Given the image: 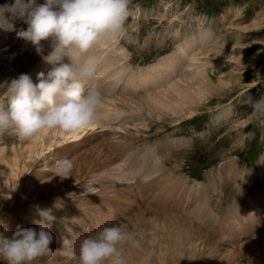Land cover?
I'll return each mask as SVG.
<instances>
[{
  "label": "rangeland",
  "instance_id": "374dc122",
  "mask_svg": "<svg viewBox=\"0 0 264 264\" xmlns=\"http://www.w3.org/2000/svg\"><path fill=\"white\" fill-rule=\"evenodd\" d=\"M133 1H134V6L130 7L129 5L131 9V13L129 18L125 22V26H124L125 31L122 35H119L120 42L124 44V46L127 47L128 50L130 51L129 54L125 55L127 56V58L124 61H122V67L121 66H119L120 68L116 67L118 64L115 63L116 64L115 65L114 63H112L109 66V68H105V66L103 65V61L105 60L104 55L97 46L100 38L95 42V44L92 46L91 49H89L87 52H84L83 60H86L89 57H91L94 60L95 72L93 74L92 80H99V79L102 80L101 82L97 83L96 86L100 84V89H102L107 83L110 82L109 78L111 79V82L109 84L118 82L116 87H114V85L112 84L113 86L110 91V93L112 92L111 93L112 95L108 93V96H112V98L108 99L109 101L101 100V102L97 105L98 115L103 116L105 113V115L107 116V114H109V116H111L113 119L108 117L105 121L106 124L112 123L113 126H107L106 128L105 126L102 128L99 125L96 126V128L92 131L96 132L97 138H91L90 134L92 131L89 130L80 134V136L78 137H68L67 138L68 140H65L62 143L48 147L41 154V157L48 156L47 158V160H49V163H47L49 164L48 166H51L52 164L56 163L58 160L62 158L65 157L69 158L73 163L72 170H75L77 167H80L82 169V173L89 174L92 171H94V169L95 170L99 169V166L98 165L94 166L93 163L96 158V155L99 153V149L103 148L104 150H107L114 158V160H117V158L119 159V163L122 161L123 157H126V155L128 157L129 153H132L131 158L132 156H134L132 162L134 163L133 164L134 166L137 165L139 160H140L139 162L142 163V159H144L143 154L146 153L145 151L146 149H148V147L154 149L159 161L161 159L163 161L164 167L162 168V170H160V172L158 173H155L153 175L154 177L152 176V178L147 179V182L143 183V186L140 185V182L137 180V178L142 179L140 178L139 174L138 175L136 174V176L135 174L133 175V177L135 178L137 177L136 182H135V178H132L131 180L128 181H123V182L120 181L121 183L117 182L119 184L118 187L114 186L113 188L114 189L123 188L122 190H125L126 194L131 191L130 190L128 192V190L131 188H133L131 192L132 193L134 192L136 196L142 192L140 194V197L139 195L135 197L134 193L131 195L132 199L134 198L133 201L137 200L134 203L133 202L127 203L126 201L124 200L122 201V199L119 198L120 194H123L125 196V192L119 191L117 192V194H115L114 192H116V190L111 189L110 192L108 193H101V195L105 194L108 196V198H112V204L110 205L113 206H109V208L112 209L114 213L112 215L103 211L102 215L106 219L102 218V223H100L99 226L101 225L111 226L113 224H118L122 226L123 229L126 230V231L124 230V232L133 231L131 232L132 235L140 241L139 247L133 246L132 244H130L131 243L130 241H128V244H126L127 240H125L126 242L123 241L117 245L118 249L121 252L125 250L126 246L129 247L130 245H132L131 248H128V250H126L127 253L125 257L127 259L128 264H136L137 262L143 260L144 258L148 259L151 251L150 243L155 241L154 244L158 246L159 241L162 239L165 240L164 244H167V248L170 247V251H171L170 256H171V261L173 263H170L168 261L167 264H221L222 259L224 258L223 254L225 253L224 251L226 249L229 250V248L231 247H236L238 249L239 245H245V244L248 245L253 238L254 239L257 238L254 236L256 234H252V233L260 227L259 222L255 221L254 217L251 216V214L254 213L255 211H258L259 207L264 202V197H261L264 195V175H263L264 173L262 174V176H259L260 173L256 172L255 177L257 176L258 177L256 178L255 183L252 184V188H249V190L246 189L245 191H244L245 188H243L244 180L240 178L239 175H237L236 173L240 174L238 171L239 167H242L243 171L246 172V168H249L248 166H251L250 169L260 168V165L264 166V115H258L253 108V101L259 100L260 98L264 97V29L258 30L250 26L252 20L260 12H261L260 14H262L263 16V17L261 16V19L264 20V0H179V1L178 0H168V1L167 0H163V1L133 0ZM165 2H169L172 8L167 10L166 9L167 6ZM175 3L176 6L174 5ZM231 8L236 9V11L233 10L230 16L227 14V11L231 10ZM158 9L159 11H157ZM135 11L136 14L133 13ZM152 11L153 14H151ZM138 12L140 13L138 14ZM236 12H239L238 16L235 15ZM174 18L176 22L174 21ZM237 18L245 20V22L242 24L248 23L247 25L248 28L243 30L244 34L242 36H239L237 34L238 33L237 29L233 28L235 27L234 23H235V19ZM200 19L203 21H201ZM211 22H213V25ZM199 26H204V27L213 26L214 30H216L217 28L216 30L218 31L217 36L219 35V37L225 32H226L225 35L223 34L222 36L223 37L229 36L227 34V31L229 30V28H231L230 34L232 35L231 36L232 40L228 42L229 39L228 38L225 39L226 42L228 43L231 42L229 45L231 47L230 48L231 57L226 59L224 58L226 61H221L219 56H216V59L214 58L212 62V67L217 68V70H220L218 74L219 77H224L226 81L227 79L232 78L233 79L232 82H229L227 84L224 83L223 84L224 86L220 88H215L216 91L215 93L209 92L208 96L200 97V99H198L199 101H197L196 99L190 100L191 102L195 103L194 105H192L193 109L195 110L193 112H189L191 116L183 111L181 112L187 114L186 116L183 113L181 114V112L173 113L172 111H168L166 115H170L171 117H168L166 115L165 118H161L158 116L152 117V115L150 116V114L147 111H142L143 113H141V111L139 112H134L133 110L130 111L126 109V107L123 106V104L120 103L118 104L117 103L118 101H114V99L117 97L121 98V97H129L133 95L134 96L138 95L140 97L144 95V93L145 94H147V92L149 93V90L151 91V93L157 91L158 88H156V86H151L147 84L146 85L144 84L141 87L139 86L140 88H135L131 85H126V80L127 78L130 77L132 72L134 76L136 75V72L138 75V72L141 69V67H148L151 63L158 61V59L161 56L165 54H169L172 51L176 50V47L178 46V42L180 41L179 39H184L183 36H179V35L180 34L183 35L187 33L185 31L192 30L191 28H199ZM25 27L27 28V26ZM221 31L223 32L221 33ZM18 38L19 40L16 41L11 37L13 43L19 42L21 37L18 36ZM9 39H10L9 36H7V40ZM174 40H176V43ZM255 41H260V42L256 44L254 43ZM42 43H44L49 47L46 41H42ZM2 52L3 55L1 56L2 58L4 57L3 59L6 61L13 57L8 55L9 46L1 47L0 54H2ZM77 52L78 51L74 52V54ZM99 55L101 56L98 57ZM192 55L193 54H191V57H194L197 54L193 56ZM201 56L202 57L204 56L205 58V55H201ZM78 57H80V54L77 56H73L74 63H76V59ZM234 57H236V59ZM207 58H209L208 55ZM252 58H254L255 60L254 61L255 64L252 65L253 67L251 65L244 66V64H247V60H250ZM190 59L192 63L202 62L201 61L202 59L201 60H196L195 58H190ZM65 62H70V58L65 57ZM97 68L99 70V73L96 72ZM117 70L118 73L122 70L124 71L123 73L121 72L120 75L116 76L118 74L117 73L114 76V78H112L110 73L112 72L115 73ZM214 76L216 78L215 74H213L212 77ZM123 85L124 87L122 88L121 86ZM118 86H120V88H118ZM131 87L134 90H132ZM116 88L117 90L119 89L118 91H120V94L123 96H120ZM137 89H139L140 91ZM115 95L116 97L114 98ZM163 96L167 101H174L178 97V93L169 92ZM230 108L232 113L230 114L229 117H227L228 119L224 117H220L221 120H219L217 117L218 114L221 115L224 110ZM145 114H148L147 116H149L150 119H148V117H146ZM114 118H118V119L114 120ZM169 118L170 120H172L171 123ZM146 121H147L146 123L147 125L145 124ZM234 121L236 123L237 121L239 122L236 124ZM49 131H52V129ZM164 134L165 136H163ZM6 135L7 136L5 137L4 141L12 140L11 142L14 143V145L19 144V142H21L23 145L28 144L29 139L20 141V139L13 132H7ZM180 138H184V140L180 141V146L178 147L177 139ZM94 141H104V143L102 144L101 148L99 146L95 149ZM0 142H1V147H3L4 145H10V146L13 145L11 142H7L6 144H4V142L2 141ZM119 145H123V146L117 147ZM112 146H115L117 148L116 149L115 147L111 148ZM133 146L134 149H132ZM127 147H129L128 151H127ZM120 149L122 150V152L125 150L123 152L124 154L122 157H118V153L119 154L122 153ZM115 150L118 151L116 152ZM257 153H259L258 157H254ZM41 157L34 160L28 171L19 178L18 187L16 189V193L14 194L16 201H18L19 196L23 194L25 189L31 187L30 190H32L33 192L36 188L38 187L43 188L46 183L54 180L55 173L52 171L53 168L49 167L46 170H43L41 168L43 167L44 164L42 163V160H39ZM129 161L130 160H127V163H131V161L130 162ZM144 161L146 162L148 161V163L145 164ZM144 161H143L144 165H148L151 162V161L149 162V159ZM79 162L81 163L79 164ZM225 165L228 167L229 171L225 175H222L221 168L222 166ZM230 169H232L233 171L232 170L230 171ZM107 171L100 170L93 172L91 182L93 184H98V185L112 184L111 178L106 177ZM233 172L236 173L234 174ZM231 173H233L235 176ZM194 176H199V177H194ZM236 176L239 177V180L238 177ZM132 180L134 183L128 185V183L132 182ZM157 182H159L158 184H161L160 185L161 187L159 186L160 189L157 186L158 184L156 185L157 187L155 186ZM181 182L182 185H180ZM81 183L82 182H77L76 184H72L69 187L72 190L77 189ZM122 183H127V184L124 185ZM211 183L213 184L214 188L211 187L212 185ZM239 184L241 186H239ZM138 186L139 187L142 186L141 188L143 190L141 191V188H139ZM201 187L203 188V190H201L202 189ZM204 187L206 188L204 189ZM106 189H108V187H106ZM155 189L157 191L159 190V194L158 192H156ZM182 189H183V193L185 192H189V193L183 194ZM139 190L141 192H139ZM244 193L248 195H244ZM162 195L164 197H162ZM202 195L205 196V199H207L208 196L207 200L209 201V207L203 213V215H201L198 210L199 207L201 206L202 201H206L203 200L204 199L203 197L201 199ZM155 196L158 197L156 198ZM49 197H52V194H47L45 196V198H49ZM159 197L160 200L158 199ZM182 197L185 198V201H183L184 203L183 202L181 203L180 201V198ZM23 199H26V197H24ZM163 199H164V204H166V206L164 204L163 206L162 204L161 206L159 205L161 202L163 203ZM165 199L167 203L165 202ZM123 202H125L126 205ZM157 202L160 203L158 204ZM186 202L188 205H186ZM198 202L200 203V205ZM143 203H145L146 206ZM194 204L196 205V210L194 209L195 208ZM138 205L139 207L141 206L142 208L145 207L147 208L148 206L149 209L148 208L147 209L149 211L150 209H152V211L158 212L157 214L159 215H163L164 213L163 216H171L174 210L175 211L173 212L172 216L174 215L177 216L178 213L182 212L184 215L181 213L180 217H184L186 215V218L190 220L193 217L192 221L195 220L194 222L204 225V227L208 229V231L211 230V232H213V234L215 235H220L221 232L224 237H225L224 233L230 235L227 238L230 239L232 238L233 242H227L226 240H221V241L211 242L210 244L207 243L205 245L198 244L196 246H192L186 243L183 239L180 240V237L173 236L177 233H180L179 223L174 225V229L170 233L172 235L170 234L164 235L165 233L170 232L169 231L170 228L168 227L167 229V227L163 225V223L166 222V220L162 218L159 219V217H156L155 219L157 220V222L158 221L162 222L160 223L161 226L153 225L152 227L149 221H147L146 223L147 226H143L141 229L139 228L140 227L139 225L136 226L139 229H137L135 226L134 228L128 227L129 228L128 229L126 228V224L127 225L133 224L135 221H132L131 218L135 216L134 214L138 213L139 209H142L139 208ZM190 205H193L192 209L194 210L192 209L189 210ZM15 206L16 205H14V208ZM19 207H26V205L22 204ZM184 207L185 208L188 207V208L183 209ZM5 208H7L6 205H4L0 209V214L2 212H4L7 215H12V213H14L13 216L15 215L17 216V214H20V216L18 215L16 217V220L22 219L23 216L28 217V215L25 216L26 214L17 212V209L19 208H17L16 210H14L11 207H9L6 210ZM157 209L159 210L157 211ZM250 210L252 213H250ZM194 211L195 212L197 211L196 212L197 215L194 214L195 217L193 215V213H195ZM133 212L135 213L133 214ZM166 213H170V215H167ZM31 214H33V212H31ZM74 216L78 218L77 215ZM170 221H174V219H171ZM176 221L179 222L180 219H176ZM172 224H175V222H173ZM162 227L164 228V230ZM61 228L64 234H62L61 237L57 239H60L62 243L65 241L64 243L68 245L74 244L70 247V249L76 250V252H65L66 251L65 248L52 246L51 247L52 253L50 254L52 256H50L49 258L50 263L77 264V259L68 255V253L78 254L80 243L82 240L74 241V234L72 230L71 229L67 230V228H65L64 223L61 224ZM133 229L134 230L136 229L137 232H135ZM140 231L142 233H140ZM80 232L83 233L85 237L86 234L92 235L95 232H97V226H94L93 228H89L88 226L85 229L80 230ZM173 237L175 239H173ZM257 240L258 239L254 241ZM259 242L262 241L260 240ZM174 250L176 254H172ZM254 251H255V256L252 258L241 248L238 249L239 254L235 259L236 264H245L242 262V260H244L246 264H264V251H257L255 249ZM128 255H130L131 258H128ZM256 256H258L257 259H255ZM161 263H164L163 259L160 262V264ZM104 264H108V261L106 260Z\"/></svg>",
  "mask_w": 264,
  "mask_h": 264
},
{
  "label": "bare ground",
  "instance_id": "6f19581e",
  "mask_svg": "<svg viewBox=\"0 0 264 264\" xmlns=\"http://www.w3.org/2000/svg\"><path fill=\"white\" fill-rule=\"evenodd\" d=\"M13 1L14 0H0V4H4L6 2H13ZM41 2H42V0H41ZM165 4L167 6V8L165 7L167 10L172 8L171 4L169 2H165ZM174 5L176 6V3ZM133 6H134V1L131 0L130 7H133ZM233 10L236 11V9L231 8V10L227 11V14L230 15ZM157 11H159V9ZM133 13L136 14V11ZM139 13L140 12H138V14ZM190 13H191V11H190ZM260 13H258L255 16V18L252 20V23L250 26L254 27L258 30H263L264 29V20L261 19L262 14H260ZM151 14H153V11ZM232 15H233V13H232ZM235 15L238 16L239 12H236ZM226 20H227V18H226ZM174 21H175V18H174ZM201 21H203V20H201ZM224 22H222V23H224ZM244 22H245L244 19L237 18V19H235L236 24L234 23L235 27L231 26V27L237 29V32H238L237 34L239 36H242L244 34L243 30L248 28V26H247L248 23L242 24ZM14 23H15V29L14 30L4 31V30L0 29V50H1V47H8L9 46V54L8 55L13 56L11 59L6 61L3 59L4 57L2 58V56H1V55H3L4 51L2 52V54H0V61H1V63H0V98H2L3 96L6 95V84L11 78L18 77L19 74H21V73H28L33 78V81L36 82L38 72L43 71L46 73L52 67V65L48 64L46 61L43 60L42 54L37 52L35 45H33L30 41H27L23 37H21L19 42L13 43L11 37L13 39H15L16 41H18L19 38H18L17 32L20 30L26 29L25 26H27V24L23 20H20V19H17ZM211 23L213 25V22H211ZM216 24H217V22H216ZM231 24H233V23H231ZM182 28H183V26H182ZM191 29L192 30L185 31L187 33H185L183 35H181L179 33L180 34L179 36H183L184 39H179L180 41L178 42V46L176 47V50L172 51L169 54H165V55L161 56L158 59V61L151 63L149 66L146 65L148 67H141V69L139 68L140 70L138 72V75L136 72V75L134 76L132 74L133 73L132 72L130 77L127 78V80H126V85H131L135 88H140L142 85L147 84V85H151V86H156V88H158L157 91H154L151 93V91L149 90V93L148 92H147V94L144 93V95H142L140 97L138 95L134 96L132 94L133 96L115 98L116 97V95H115L114 98L116 100L114 99V101H118L117 102L118 104L119 103L123 104V106H125L126 109H128L130 111H132V110L134 112L141 111V113H143L142 111H147L150 114V116L152 115V117L158 116L161 118H165V115L167 114L168 111H172L173 113H178V112L183 111L187 114H189V112H193L195 109H193L192 105H194L195 103L191 102L190 100L196 99L197 101H199L198 99H200V97L208 96L209 92L215 93L216 92L215 88H220V87L224 86L223 85L224 83L227 84L229 82H232L233 81L232 78L227 79V81H226V79H224V77H219L218 74H219L220 70H217V68L212 67V62H213L214 58L216 59V56H219L221 61H226L225 60L226 58L231 57V55H230V48L231 47L229 46L231 42L228 43L230 40H232V37H231L232 35L230 34L231 28H229V30L227 29L228 30L227 34L229 36H224V37L222 35L223 34L225 35L226 32L223 33L222 35H220V37H219V35L217 36V34H218L217 33L218 31H216L217 28H216V30H214L213 26L212 27L211 26H207V27L199 26V28H191ZM176 30H177V28H176ZM222 32L223 31H221V33ZM6 35L9 36V38H10L9 40H7ZM226 38L229 39L228 42L225 41ZM212 40H214V41H212ZM174 41L176 43V40H174ZM258 42H260V41H255L254 43L257 44ZM97 46L102 51V53L104 55L105 60L103 61V65L105 66V68H109V66L112 63H114V64L117 63L118 65L116 67H119V66L122 67V61H124L127 58V56H125V55L130 53L128 48L125 47L124 44H122L120 42L119 36L112 37L110 39L105 38V37H101ZM5 50H6V48H5ZM48 51H49V47L47 45H45L44 50H43V54H47ZM198 52H199V54H198ZM7 53H8V51H7ZM191 54H193V55L197 54V55H195L194 57H191ZM200 54L205 55V58H204V56L202 57ZM101 55H99L98 57H100ZM207 55L209 58H207ZM9 56H7V57H9ZM89 58H91V57H89ZM190 58H195L196 60L202 59L201 60L202 62H200V63L193 62L192 63ZM234 58L236 59V57H234ZM254 61H255L254 58L247 60V64H244V66H247V65L252 66L255 64ZM92 62L94 63L93 59H92ZM123 71L124 70L120 71L119 73H118V70L115 73L112 72V73H110L111 77L114 78V76L117 73L118 74L116 76L120 75L121 72L123 73ZM213 74L216 75V78H215V76L212 77ZM109 81L111 82L110 78H109ZM92 82L96 86V84L99 83L100 81L92 80ZM109 83H107L102 89L98 90L100 92L101 100L109 101L108 99L112 98V96H108V93H110L113 85H114V87H116L118 82L112 83L113 85L109 84ZM124 85L121 87L123 88ZM118 88H120V86H118ZM127 88H128V86H127ZM131 89H132V87H131ZM240 89H241V87H240ZM116 90H117V88H116ZM132 90H134V89H132ZM137 90H139V89H137ZM152 91H153V89H152ZM169 92L178 93V97L174 101H167L163 95H165ZM118 93L120 94V91H118ZM120 96H123V95L120 94ZM228 99H230V98H228ZM231 102H232V100H231ZM226 108H227V106H226ZM183 112H181V114ZM185 113H183V114L186 116L187 114H185ZM231 113H232L231 108L226 109L222 112L221 115L218 114L217 117L219 120H221L220 117H224V118L228 119L227 117H229ZM145 115H146V117H148V119H150V117L147 116L148 114H145ZM166 116L171 117L170 115H166ZM180 116H179V118H180ZM108 117L112 118L111 116H109V114H107V116H106L105 113L103 116L97 115V118L90 125H88L84 129L78 130L76 132H64V131H61L58 129H52V131H49V129L40 130L35 135H33L31 138H29L27 145H23L21 142H19V144L14 145V143L11 142L12 140L11 141H4L5 137L7 136L6 133L12 132L11 130L0 134V141L4 142V144H6L7 142H11L13 144V145L11 144L12 146L4 145L3 147H1V142H0V209L4 205H6L7 208H5V210L8 209L9 207L13 208L14 210L19 208V209H17V212L22 213V214H26L25 216L28 215V217L23 216L24 218L22 217V219L16 220V217L18 215L20 216V214H17V216L16 215L13 216L14 213H12V215H7L4 212H2L0 214V231H3L4 233L6 232L5 235L11 236L12 233L16 230V228L18 226H21V227L31 226V227H35V228L39 229V225L36 224L35 221H37L38 219H43V218L39 215L38 209L50 208L52 211V214L55 216V219L50 222L51 223L50 231L53 234V240L51 241V243L49 245L50 248L52 246H57V247L65 248L66 249L65 252H76V250L70 249V247L74 244L68 245L64 242L62 243L60 241V239H57V238H60L62 234H64V232L61 228L62 223L65 224V228H67V230L68 229L72 230V232L74 234V241H81L83 239V237H85V235L83 233H81L80 230H83L88 226H89V228H93L94 226L98 227L99 224L102 223V218L106 219L102 215L103 211L106 213L112 214V215L114 213L113 210L109 208V206H113V205H110V204H112V198H108V196L105 194L101 195V193H108V192H110L111 189L116 190V192H114L115 194H117V192H119V191L125 192V190H122L123 188L114 189L113 187L114 186L118 187L119 184L117 182L128 181V180H131L132 178H135V177H133L134 174H135V176H136V174L140 175V178H142V179H138L137 177L136 178L140 182V185L143 186V183L147 182V179L152 178V176L155 173H158V172H160V170H162V168L164 167L163 161H162V159L159 161L154 149H152V148L148 147V149H146V151H145L146 153H144V152H143L144 154L142 153L144 159H142V163H140L139 162L140 160L137 159V160H139L138 161L139 164L137 163L136 166H134L133 165L134 163H132L133 157H134V156H132V158H131L132 153H129L128 157L126 155L127 158L123 157L122 161L120 160L121 162L119 163L118 158H117V160H114V158L111 156V154L107 150H104L102 148V149H99V153L96 155V158L93 162L94 166H96V165L99 166V169H96V170L94 169V171H92L91 173L88 174V173H82V169L80 167H77L75 170H72V175H70L67 178L61 179L59 176H55L54 180L46 183L43 188L38 187L33 192H32V190H30L31 187L28 189H25L23 194L19 196L18 201H16L14 194L16 193V189L18 187L19 178L28 171V169L32 165L33 161L38 159L39 157H41V154L48 147H51L55 144L62 143L65 140H68L67 139L68 137H78V136H80V134L84 133L87 130L92 131L98 125L101 128L104 126H105V128L107 126H113V124L111 122H110L111 124H106L105 120ZM182 117H184V116H182ZM179 118H178V120H179ZM112 119H111V121H112ZM115 119H118V118H114V120ZM169 120H170V118H169ZM171 122H172V120H170V123ZM238 122L239 121H237V123ZM146 123H147V121L145 122V124ZM234 127H235V125H234ZM166 135H167V133H166ZM163 136H165V134ZM90 137L91 138H97L96 132L92 131L90 134ZM182 140H184V138L177 139V142H178L177 146L178 147L180 146V141H182ZM20 141H22V140H20ZM94 142H95V144H94L95 149L99 146L101 148L102 144L104 143V141H94ZM114 145H115V143H114ZM122 146L123 145H119L117 147H122ZM114 147L115 146H112L111 148H114ZM117 147H115V149ZM128 148L129 147H127V151L129 150ZM132 149H134V146ZM120 150H119V152H120ZM121 152H122V150H121ZM123 152L121 154L118 153V157H122L124 154ZM47 158H48V156H46V157L43 156L39 159V160H42V163H44L43 167H41L43 170H46L49 167L50 168L55 167L56 163L52 164L51 166H48L49 164H47V163H49V160H47ZM148 159H149V162L151 161L150 164L144 165L143 161L148 160ZM127 160H130L131 163H127ZM135 161H136V159H135ZM144 162H145V164L148 163V161L147 162L144 161ZM80 163L81 162H79V164ZM248 167L249 168H246V172L243 171L242 167H239V170H238L240 174L235 172L237 175H239L240 178H242L244 180V186H243V188H245L244 191L246 189L249 190V188H252V184L255 183V180L258 177V176L255 177L256 172L260 173V174L258 173L259 176H262V174L264 173V166H262V165H260V168L250 169L251 166H248ZM100 170H105V171L108 170L106 177L111 178L112 184H110V185L99 184L98 185V184H93L91 182L93 172L100 171ZM231 170L232 169H230V171ZM228 171H229V169L226 165L222 166V168H221V174L222 175H225L226 173H228ZM233 173H231V174H233ZM236 177H238V176H236ZM239 177H238V180H239ZM136 178H135V182L137 181ZM159 180H161V179H159ZM77 182H82V183L78 186L77 189L72 190L69 186L72 184H76ZM224 182H222V183H224ZM131 183H134L133 180H132V182H129L128 185L129 184L131 185ZM158 183L159 182H157L155 184V186ZM122 184L125 185L127 183H122ZM160 185L161 184H158L157 186L159 187ZM180 185H182V182ZM229 185H230V183H229ZM142 186H140V187L138 186V187L141 188ZM224 186H225V184H224ZM239 186H241V185L239 184ZM106 187H108V189H106ZM160 187H159V189H160ZM211 187H213V184L211 185ZM205 188L206 187H204V189ZM219 188H218V190H219ZM87 189H92L93 192L88 191ZM138 189H137V192H138ZM183 189H182V193H183ZM130 190L132 191L133 188L129 189L128 192ZM142 190L143 189L141 188V191ZM201 190H203V188ZM131 191L127 194L125 192V196L123 194L119 193L120 194L119 198L122 199V201L123 200L126 201L127 203L136 202L137 200L133 201L134 198L132 199V197H131V195L134 193V192L132 193ZM141 191L139 190V192H141ZM156 192H158V194H159V190L158 191L156 190ZM188 193L189 192H185L183 194H188ZM211 193H210V195H211ZM47 194H52V197L45 198V196ZM140 194H138L139 197H140ZM160 194H161V192H160ZM202 194H204V193H202ZM248 194L244 193V195H248ZM210 195H209V197H210ZM137 196L135 194V197H137ZM24 197H26V199H23ZM155 197L157 198L158 196H155ZM162 197H164V196L162 195ZM202 197L204 198L203 200H206V201H202L201 206L198 209L201 215H203V213L209 207V201L207 200L208 196H207V199H205V196H203V195L201 196V199H202ZM158 199L160 200V197ZM201 199H199V200H201ZM56 201H59L57 203L61 204L60 207L56 206ZM152 201H151V203H152ZM156 201H155V203H156ZM180 201L182 203L183 201H185V198L184 197L180 198ZM165 202L167 203L166 199H165ZM187 202H186V205H188ZM123 203L126 205L125 202H123ZM22 204L26 205V207H19ZM143 204H145V203H143ZM161 204L163 206L164 199H163V203L161 202L159 205L161 206ZM14 205H16L15 208H14ZM164 205L166 206V204H164ZM199 205H200V203H199ZM145 206H146V204H145ZM192 206L193 205L189 206V210L192 209ZM194 206H195L194 209L196 210V205L194 204ZM131 207H132V205H131ZM138 207H139V205H138ZM182 207H183V204H182ZM139 208H142V207L140 206ZM147 208H148V206H147ZM147 208L145 207V208L139 209L137 214H134L135 212H133V214L135 216L133 218H131V220L135 221V222L131 225L126 224V228H128V227L134 228V226L136 227L137 225H139L140 226L139 228L141 229L143 226H147V224H146L147 221H149V223H150V225H152V227H153V225L161 226L160 223H162V222L161 221L157 222V220L155 219L156 217H159V219L160 218L165 219L166 222L163 221L164 222L163 225H165L167 227V229H168V227L170 228L169 229L170 232L165 233L164 235L170 234L172 232V230L174 229V225L179 223L180 224V228H179L180 233H177L173 236L180 237V240L183 239L186 243H188L192 246H196L198 244H202V245H205L207 243L210 244L211 242L221 241V240H226L227 242H233L232 238L231 239L227 238L230 235H228L224 232L223 233L225 234V237L222 235V232L220 234L221 236L215 235V234H213V232H211V230L208 231V229H206L204 227V225L198 224L197 222H194L195 220L192 221L193 217L191 220L186 218V215L184 217H180L182 212L181 213L177 212L178 213L177 216L176 215L172 216L173 212L175 211L174 210L172 212L171 216H163L164 213H163V215H159V214H157L158 212L152 211V209H150V211H149L148 210L149 208L148 209ZM186 208H188V207H186ZM186 208L184 207L183 209H186ZM194 209H192V210H194ZM158 210L159 209H157V211ZM170 211H172V210H170ZM31 212H33V214H31ZM196 212L193 213V215L196 214ZM160 213H161V211H160ZM170 213H166V214L170 215ZM250 213H252L251 210H250ZM74 215H77L78 218H76ZM251 216H253L255 221H258L260 224V227L252 233V234H256L254 236L257 238H255V239L250 238V239H252V241H250L248 245H246V244L245 245H239L238 249L241 248L250 257L253 258L255 256L254 249L257 251H264V232H263V230H264V202L261 204L258 211H255L254 213H252ZM194 217H195V215H194ZM199 218H201V217H199ZM169 219L170 220L174 219V221H170ZM176 219H180V221L178 222V221H176ZM132 221H131V223H132ZM173 222H175V224H172ZM166 227H165V229H166ZM121 228L123 231L125 230V229H123L122 226H121ZM139 228H137V229H139ZM163 230H164V228H163ZM55 231H57V232H55ZM134 231L137 232L136 229ZM131 232H133V231H131ZM140 233H142V232L140 231ZM170 235H172V234H170ZM231 236H233V235H231ZM254 236H252V237H254ZM138 237H140V236H138ZM201 238H202V240H201ZM173 239H175V238L173 237ZM256 239H258V240L254 241ZM177 240H179V239H177ZM260 240L262 242H259ZM164 241L165 240H163V239L160 240L158 243V246L156 244H154L155 241L151 242L150 243L151 251H150L149 258L148 259L144 258L143 260L137 262L136 264H160L162 259H163L164 263H161V264H165V263L167 264L168 261L170 263H173L171 261V256H170V254H171L170 247L167 248V244H164L165 243ZM240 242H242V241H240ZM126 244H128V241ZM124 245H125V243H124ZM126 247H125V250L122 249L123 251L121 252V253H124L123 254L124 256L127 253L126 250H128V248H131L132 245L127 247V249H126ZM236 249H237L236 247H231V248H229V250L226 249L224 251L225 252L223 254L224 258L222 259L221 264H236L235 259L237 258L238 254H239L238 249L237 250ZM172 254H176L175 250L172 252ZM50 256H52V255L37 257L31 262V264H51L50 260H49ZM128 258H131V256L128 255ZM257 258H258V256H256L255 259H257ZM242 262L246 264V262L244 260H242ZM0 264H7V262L4 260H0ZM58 264H60V263H58Z\"/></svg>",
  "mask_w": 264,
  "mask_h": 264
},
{
  "label": "clouds",
  "instance_id": "9594fccd",
  "mask_svg": "<svg viewBox=\"0 0 264 264\" xmlns=\"http://www.w3.org/2000/svg\"><path fill=\"white\" fill-rule=\"evenodd\" d=\"M131 0H14L0 4V29H15V21L23 20L27 28L17 32L35 45L38 53L52 67L37 73L36 82L28 73L11 78L6 95L0 98V134L11 130L20 140L31 138L43 129L76 132L97 118L100 93L92 82L95 65L91 58L73 62L76 51L87 52L101 38L122 35L130 16ZM49 45L43 54L44 43ZM65 57L70 62H65ZM258 115H264V97L253 101ZM69 158L58 160L52 171L61 179L72 175ZM93 192L92 189H87ZM56 206L61 204L56 202ZM43 218L35 227L18 226L11 236L0 231V260L7 264H31L41 256L50 255L53 234L50 208L38 209ZM140 241L120 225L105 226L80 243L79 252L68 253L77 264H128L117 245ZM65 242V241H64Z\"/></svg>",
  "mask_w": 264,
  "mask_h": 264
}]
</instances>
